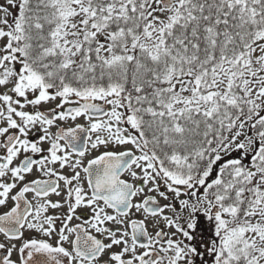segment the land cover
I'll list each match as a JSON object with an SVG mask.
<instances>
[{
    "label": "snow or ice",
    "instance_id": "obj_1",
    "mask_svg": "<svg viewBox=\"0 0 264 264\" xmlns=\"http://www.w3.org/2000/svg\"><path fill=\"white\" fill-rule=\"evenodd\" d=\"M0 264H264V0H0Z\"/></svg>",
    "mask_w": 264,
    "mask_h": 264
}]
</instances>
